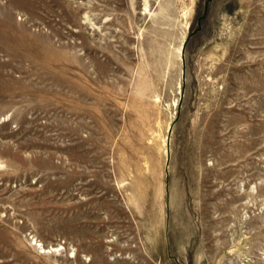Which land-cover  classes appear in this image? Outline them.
I'll return each instance as SVG.
<instances>
[{
  "label": "rangeland",
  "instance_id": "1",
  "mask_svg": "<svg viewBox=\"0 0 264 264\" xmlns=\"http://www.w3.org/2000/svg\"><path fill=\"white\" fill-rule=\"evenodd\" d=\"M0 264H264V0H0Z\"/></svg>",
  "mask_w": 264,
  "mask_h": 264
},
{
  "label": "bare ground",
  "instance_id": "2",
  "mask_svg": "<svg viewBox=\"0 0 264 264\" xmlns=\"http://www.w3.org/2000/svg\"><path fill=\"white\" fill-rule=\"evenodd\" d=\"M65 60H66V58H65ZM70 64H72L71 62H70ZM70 68H72V67H70ZM73 69V68H72Z\"/></svg>",
  "mask_w": 264,
  "mask_h": 264
}]
</instances>
